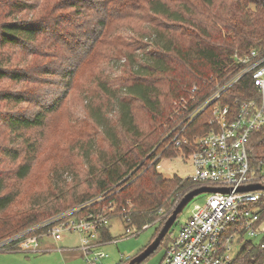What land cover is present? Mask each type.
<instances>
[{
  "label": "trees",
  "instance_id": "1",
  "mask_svg": "<svg viewBox=\"0 0 264 264\" xmlns=\"http://www.w3.org/2000/svg\"><path fill=\"white\" fill-rule=\"evenodd\" d=\"M9 4L12 12H28L38 5L34 0H14ZM58 9L67 11L58 13L53 22L43 16L0 23L2 48L17 47L31 52V45L46 44L54 50L62 47L61 54L71 58L64 73L66 65H59L56 69L60 71L51 74L65 79V88L58 98L46 104L38 100L33 90L0 89V103L19 105L32 100L37 106L32 114L0 110V126L4 125L14 136H23L28 154H32L4 148L8 156L21 163L11 174L0 170V242L63 209L94 200L95 196L101 200L81 210V214L112 204L114 216L124 218L126 229L133 225L142 228L156 221L160 209H168L176 198L196 188L189 177H165L157 162H153L169 141L164 138L173 126L176 104L181 97L189 96L195 85L202 95L215 86L216 79L236 70V53L264 49V0H56L51 10ZM93 14H98L96 22L87 20ZM118 18L144 21V28L132 31L137 37L133 43L144 50L139 67L136 69L131 63L132 68L124 70L128 76L116 80L118 83L100 82L106 101L99 98L102 113H93L97 108L89 105L93 120L89 126L94 133L87 134L86 139L91 141L81 145L84 150L80 147L78 157L67 166L54 165L45 187L19 208L22 194L14 186L30 179L38 163V146L20 132L45 126L49 115L58 110L74 88L76 69L96 53L108 27ZM148 38L153 40L144 43ZM50 67L51 64H44L42 72L50 74ZM32 76L26 68L0 64V84L6 80L29 82ZM116 88L123 90V94L115 92ZM254 89L245 76L228 95L248 98ZM138 111L146 114L145 123L138 122ZM248 147L252 163L264 160V130L252 134ZM67 152L66 148L64 154ZM165 153L171 158L178 155V150L170 147ZM255 205H260L264 220V200ZM168 217L156 222L158 228L151 241ZM107 228L103 229L102 238L115 239ZM169 240L167 235L162 244L168 246ZM238 261L264 264V235L259 241L245 242Z\"/></svg>",
  "mask_w": 264,
  "mask_h": 264
},
{
  "label": "built area",
  "instance_id": "2",
  "mask_svg": "<svg viewBox=\"0 0 264 264\" xmlns=\"http://www.w3.org/2000/svg\"><path fill=\"white\" fill-rule=\"evenodd\" d=\"M234 58L237 69L216 79L208 92L201 95L195 85L189 96L180 98L172 114L173 126L164 138L169 141L153 159L161 170L166 150L175 148L178 155L192 163L194 170L189 178L196 187L232 189L229 193H209L207 202L198 205L179 233L170 237L162 264H239L236 244L245 235H264L261 208L255 205L264 200V189L237 190L240 186L264 183V160L252 163L248 147L252 134L264 130V49L252 48L236 53ZM245 76L255 87L251 97H229L231 88ZM98 198L1 241L0 251L47 252L55 248L42 246L41 237L61 240L62 233L73 232L79 235L80 244L68 249L80 251L88 264H102L108 255L98 249L111 242L102 238V231L109 226L114 207L110 204L81 214V210L101 200ZM180 199L181 195L168 212L160 209V215L168 217ZM131 227L127 232L138 234Z\"/></svg>",
  "mask_w": 264,
  "mask_h": 264
},
{
  "label": "rangeland",
  "instance_id": "3",
  "mask_svg": "<svg viewBox=\"0 0 264 264\" xmlns=\"http://www.w3.org/2000/svg\"><path fill=\"white\" fill-rule=\"evenodd\" d=\"M12 1L14 0H1L0 23L12 18L39 19L43 16H47L48 22H53L58 13H66L67 11L65 9L51 10L56 0H34L37 1L38 5L28 12H12L9 4ZM97 15L87 16V20L91 18L96 22ZM143 25L144 21L138 18H125V20L120 18L115 19L108 27L106 38L102 42L103 44L96 49V53L92 54L90 60L85 61L76 69L77 76L74 81V88L62 100V104L58 110L49 115L45 126L20 132V135L26 136V138L35 142V145L38 146L35 153L38 163L33 168L30 179L21 183L17 182L14 186L20 189L22 194V198L19 200V204H17L19 208L26 205V203L28 204L30 199L45 187L48 183V172L54 165L67 166L72 159L78 157L80 147L84 150V146L81 145L91 141V139H86L87 134L94 133L93 129L89 126L93 122L89 116V105L90 103L93 105L92 109L97 108L93 113L99 111L102 113L99 98L102 97L103 102L106 99L99 88L100 82L106 80L110 83H118L116 80L125 79L128 76L124 70L132 68L131 63H133L134 68L137 69L139 67L140 55H142L144 50L138 49L137 44L133 43L137 40V37L132 31H138ZM151 38L143 42L149 43V40H153ZM30 48L31 52L17 47H0V64L3 63L10 67L26 68L33 75L29 82L15 83L6 80L0 84V89L33 90L36 92L38 100L46 104L48 101L58 98L65 88V79L51 74L60 71L56 69V66L59 65L63 67L66 65L63 70L64 73L70 64L71 58L68 59L66 55L61 54L62 47L54 50L55 47L48 48L46 44L38 43L31 45ZM56 52L59 53V56H54ZM44 64H51V67L48 68L51 71L50 74L42 72V66ZM116 91H118V94H123L124 92L120 88H116ZM34 103L32 100L19 105H16L14 102H1L0 110L3 113L26 112L32 114L37 109ZM137 120L140 124L145 123L146 114L143 111H138ZM97 129L95 127V130ZM23 139V136H14L4 125L0 126V170L3 173L11 174L17 165L21 163V161H14L11 156H8L4 148L10 147L14 150H19L24 155H32L28 154L29 150L26 148ZM66 148L68 152L64 154ZM86 154H89L88 150H86ZM193 170L194 167L190 161L177 155L171 158H163L160 171L167 178H171L174 175L186 178L193 173ZM65 176H69L68 173ZM208 196L209 193L197 195L185 207L171 228L168 234L170 237L179 233L182 225L194 214L196 207L198 205L202 206L207 202ZM93 199L97 200L99 198L95 196ZM83 203L63 209L61 212L77 207ZM171 207L168 209L163 208V210L168 212ZM160 217L161 219H159ZM157 219L161 221L163 219L162 215H159ZM125 225L126 222L123 217L115 215L111 218L108 227L115 239L98 249L108 255L100 263L121 264L133 258L151 242L158 228V223L155 221L148 223L142 228L133 225L131 228H135L139 232L136 235H132V231L127 232ZM62 236V240L59 241L50 239L49 243L55 249L47 252L27 254L23 252L0 251V264H88L87 257L82 255L81 252L71 251L65 248L77 246L79 242L78 234L64 232ZM251 240L259 241L260 237L245 235L236 244L237 252L241 251L245 242ZM166 251L167 246L164 243L151 256L144 260L142 264H162Z\"/></svg>",
  "mask_w": 264,
  "mask_h": 264
},
{
  "label": "water",
  "instance_id": "4",
  "mask_svg": "<svg viewBox=\"0 0 264 264\" xmlns=\"http://www.w3.org/2000/svg\"><path fill=\"white\" fill-rule=\"evenodd\" d=\"M264 189V183H252L244 186H240L237 190L240 192H248ZM231 188L229 187H215V186H200L196 187L189 192H187L176 205L173 212L169 215L167 220L164 223V226L155 237L153 241H151L141 252H139L136 256L131 258L125 264H141L144 260H146L149 256H151L163 243L166 236L169 234L171 228L175 224L179 214L185 209V207L197 196L202 193H229L231 192Z\"/></svg>",
  "mask_w": 264,
  "mask_h": 264
},
{
  "label": "crops",
  "instance_id": "5",
  "mask_svg": "<svg viewBox=\"0 0 264 264\" xmlns=\"http://www.w3.org/2000/svg\"><path fill=\"white\" fill-rule=\"evenodd\" d=\"M107 230H109V227L107 228ZM109 232H110V230H109ZM50 239H53V238H51V237H41L40 242H41L42 246L49 247V248H51V247L54 248L53 245L51 243H49ZM53 240H55V239H53ZM105 240H107V239H105ZM55 241H59V240H55ZM108 241H111V240H108ZM79 244H80V237H79V242H78L77 246H79ZM77 246H75V247H77ZM75 247H65V248H75ZM68 250L78 251V250H73V249H68ZM8 252H23V253H27V254H36V253L24 252V251L17 250V249L16 250H11V251H8ZM37 253H39V252H37Z\"/></svg>",
  "mask_w": 264,
  "mask_h": 264
}]
</instances>
